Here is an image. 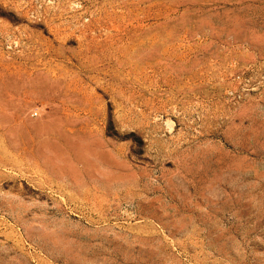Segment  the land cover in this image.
Wrapping results in <instances>:
<instances>
[{"label":"rangeland","instance_id":"rangeland-1","mask_svg":"<svg viewBox=\"0 0 264 264\" xmlns=\"http://www.w3.org/2000/svg\"><path fill=\"white\" fill-rule=\"evenodd\" d=\"M0 264H264V0H0Z\"/></svg>","mask_w":264,"mask_h":264},{"label":"bare ground","instance_id":"bare-ground-1","mask_svg":"<svg viewBox=\"0 0 264 264\" xmlns=\"http://www.w3.org/2000/svg\"><path fill=\"white\" fill-rule=\"evenodd\" d=\"M171 124V123H170ZM169 124V125H170ZM54 148H47L45 145L41 146L39 149L40 156L46 164L52 166V171L62 177H73L75 180L80 181L81 172L78 165L81 164L84 169L93 168L96 166V161L90 159L84 150L76 148L72 153V156H62L57 154Z\"/></svg>","mask_w":264,"mask_h":264}]
</instances>
